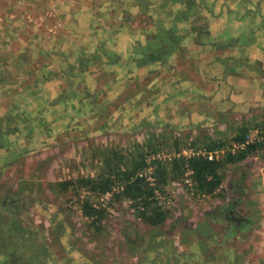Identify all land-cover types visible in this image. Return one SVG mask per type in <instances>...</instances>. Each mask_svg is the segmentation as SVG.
<instances>
[{
    "label": "rangeland",
    "instance_id": "1",
    "mask_svg": "<svg viewBox=\"0 0 264 264\" xmlns=\"http://www.w3.org/2000/svg\"><path fill=\"white\" fill-rule=\"evenodd\" d=\"M36 79L28 123L0 148L1 264H264V0H0V119ZM186 149L245 157L222 164L212 194L190 170L160 191L154 177L157 226L119 187L74 184L104 154L170 164Z\"/></svg>",
    "mask_w": 264,
    "mask_h": 264
},
{
    "label": "trees",
    "instance_id": "2",
    "mask_svg": "<svg viewBox=\"0 0 264 264\" xmlns=\"http://www.w3.org/2000/svg\"><path fill=\"white\" fill-rule=\"evenodd\" d=\"M43 78L47 83L52 82V80L47 78V75L44 72ZM41 82L42 81H38L37 83L36 79V84L31 88L30 92L26 93V90L18 92V95H16L17 97L11 103L8 117H2L0 119L2 124L6 123L7 118L9 117H12L14 119L12 121H15V127L12 130L8 131L6 128L5 132L6 130L7 132L1 134V136L7 140L2 142L0 148L7 145H13V142L10 139L15 140L21 132V129L18 127V118H24V121L22 122L28 123V119L24 117L25 110L23 111L22 107L27 104L26 100L29 96L32 98V96L36 94V87ZM33 122L35 125L40 124L37 120L29 121L30 127L32 128L35 127V125H32ZM246 149L250 151L253 149V146H247ZM102 157L103 167L101 173L97 174L95 177L77 180L76 183H74L77 188L88 193L104 195L112 192V189L117 186L120 188V191L118 190L117 193H113L112 196L129 200L135 207V210L139 213V217L144 224L150 226L162 224L166 215L159 211L157 200L153 198V188L148 186V182L145 181V179L137 176V172L143 171L146 167L144 161L138 157L132 160V162H123L122 160L114 162L115 160L108 154H104ZM244 157L245 155L241 154L227 155L222 164L238 163ZM171 161L170 164L161 163V161L158 160H155L153 163V166L155 167L153 177H155V181H157L156 190L160 191L166 185V182L173 178L174 175L181 176L182 173L187 170L192 171V177L196 182L197 191L200 193L212 194L222 182V177L218 175V170L222 167V164L220 163L207 161L206 158L201 156L190 159L180 157L179 160L178 158H175ZM121 167H124V169H121ZM209 176H211L210 179H208ZM72 184L73 183L69 182L61 184L60 186L64 191H67ZM140 205L142 210L139 208ZM81 208L83 215L89 220H92V222H98L102 219V211L94 208L88 200L83 201ZM4 232L7 236L11 233L8 228H2L0 234ZM1 255L2 259H0V264L10 259L13 256V253L11 252L10 255L2 253Z\"/></svg>",
    "mask_w": 264,
    "mask_h": 264
},
{
    "label": "built area",
    "instance_id": "3",
    "mask_svg": "<svg viewBox=\"0 0 264 264\" xmlns=\"http://www.w3.org/2000/svg\"><path fill=\"white\" fill-rule=\"evenodd\" d=\"M249 142L248 141H245L243 143H239L238 146H240L239 148H241L240 150H244L247 146H249L248 144ZM173 153L172 155H170L168 158V160H172V159H175V158H178L180 159V157L182 158H190L191 156H194V155H199L200 156L202 155V157L206 158L208 161H214V160H217L218 156L216 155V152H211V151H198V152H194L192 151L191 149H186V150H183L181 153ZM217 157V158H216ZM155 158H160L159 155H157V157L155 156H152L150 158H148V160H151L149 163H146V167L144 168L143 171H141L140 174H138V176L140 178H144L147 182H149L150 185H153V169H152V166H151V162L152 161H155L157 159ZM165 158V157H164ZM156 193H158L157 191H155V199H156ZM157 200V199H156ZM157 205H158V201H157Z\"/></svg>",
    "mask_w": 264,
    "mask_h": 264
},
{
    "label": "flooded vegetation",
    "instance_id": "4",
    "mask_svg": "<svg viewBox=\"0 0 264 264\" xmlns=\"http://www.w3.org/2000/svg\"><path fill=\"white\" fill-rule=\"evenodd\" d=\"M232 213V211H228V213L225 215L226 217V219L227 220H229L230 219V221L231 222H234L235 223V226H237V224L239 223V221L240 220H242V219H239L238 217H235L234 215H233V213Z\"/></svg>",
    "mask_w": 264,
    "mask_h": 264
},
{
    "label": "crops",
    "instance_id": "5",
    "mask_svg": "<svg viewBox=\"0 0 264 264\" xmlns=\"http://www.w3.org/2000/svg\"><path fill=\"white\" fill-rule=\"evenodd\" d=\"M230 8H232V7H230ZM251 32H253V31L252 30L248 31V33H251ZM180 264H187V263L185 262V263H180Z\"/></svg>",
    "mask_w": 264,
    "mask_h": 264
}]
</instances>
